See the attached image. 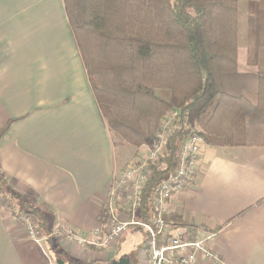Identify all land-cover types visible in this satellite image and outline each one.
Returning a JSON list of instances; mask_svg holds the SVG:
<instances>
[{
  "label": "crops",
  "instance_id": "0c3cea01",
  "mask_svg": "<svg viewBox=\"0 0 264 264\" xmlns=\"http://www.w3.org/2000/svg\"><path fill=\"white\" fill-rule=\"evenodd\" d=\"M125 162L115 161L62 0H0V172L53 213L46 233L35 220L36 243L0 206V264L108 263V251L47 234L66 225L90 238ZM169 206L195 236L215 234L210 264H264V146L206 144Z\"/></svg>",
  "mask_w": 264,
  "mask_h": 264
},
{
  "label": "trees",
  "instance_id": "16d2710c",
  "mask_svg": "<svg viewBox=\"0 0 264 264\" xmlns=\"http://www.w3.org/2000/svg\"><path fill=\"white\" fill-rule=\"evenodd\" d=\"M240 1L245 3V69L238 61ZM62 2L108 132L137 152L160 135L165 138L128 217L138 222L156 217L152 200L175 171L187 138L197 135L212 146H264V0ZM170 113L175 116L164 129ZM0 196L15 218L31 216L47 232L53 221L49 206L16 191L1 172ZM106 218L102 204L98 225ZM170 218L195 237L181 218ZM141 229L127 228L135 256L146 239L143 229V237L133 239ZM117 246L112 260L124 255Z\"/></svg>",
  "mask_w": 264,
  "mask_h": 264
},
{
  "label": "built area",
  "instance_id": "2783aa9c",
  "mask_svg": "<svg viewBox=\"0 0 264 264\" xmlns=\"http://www.w3.org/2000/svg\"><path fill=\"white\" fill-rule=\"evenodd\" d=\"M174 116V113L166 115L162 121L164 129L168 128ZM164 142V135H160L157 143L142 146L143 149L140 150L142 152L138 157L114 174L107 197L103 202L107 215L106 222L93 228L90 238L78 235L73 228L66 225H57L48 232L47 237L66 239L79 246L86 244L113 250L129 226H140L146 233V239L137 250V264H210L216 262L217 256L210 248L215 237L214 233L207 231L201 236L191 238L188 231L176 226L170 218L171 199L182 189V182L185 179H192L199 167L205 147L202 137L193 135L182 143L175 171L169 180L160 183L157 194L152 200L153 208L157 212L156 217L149 222H138L127 216L128 212L135 209L150 175L149 162L161 155ZM20 220L24 224L28 237L40 243L43 236L32 217L24 215Z\"/></svg>",
  "mask_w": 264,
  "mask_h": 264
},
{
  "label": "rangeland",
  "instance_id": "374dc122",
  "mask_svg": "<svg viewBox=\"0 0 264 264\" xmlns=\"http://www.w3.org/2000/svg\"><path fill=\"white\" fill-rule=\"evenodd\" d=\"M245 8V3L243 1L239 2V24H240V29H239V64L241 68H246L245 66V46H246V28H245V15L243 12ZM157 94L160 95V91H157ZM113 146H114V153H115V161L117 162V164H122L123 162H125V165H127L130 161L135 160L138 155L142 152V151H136V149L134 147H132L130 144H128L127 142H125L124 140L114 136V134H112V132L109 133ZM137 152V153H136ZM124 165V166H125ZM8 204V202H7ZM7 204L5 203V200H3L0 196V206L2 207H6ZM4 210H6V208H3ZM123 217H125V215H123ZM32 219L35 221L36 219H34L32 217ZM128 231L125 232L122 236L123 238V243L121 245V249H123L125 247V250H127L125 252V254H127L131 261L136 259L135 256V252L129 248H131V246H129V243L131 242V239H128ZM143 237V231L141 230H137L134 234L133 239L138 240L139 238ZM119 244V243H118ZM86 247L90 246V245H86ZM96 247V246H93ZM98 248V247H96ZM118 246L115 247V249L113 250H106V249H102L99 248V252H101L102 255L104 254V251H108V253H106V255H108V259L111 260V258L113 259L114 255L116 254V250H117ZM45 254H47L46 252H44ZM121 254V252H120ZM108 260V262H109ZM66 264H68V262L64 261ZM63 262V263H64Z\"/></svg>",
  "mask_w": 264,
  "mask_h": 264
},
{
  "label": "water",
  "instance_id": "95a60500",
  "mask_svg": "<svg viewBox=\"0 0 264 264\" xmlns=\"http://www.w3.org/2000/svg\"><path fill=\"white\" fill-rule=\"evenodd\" d=\"M87 264H95V263H87ZM108 264H134V263L131 261L130 257L127 254H124L120 256L119 258L112 260Z\"/></svg>",
  "mask_w": 264,
  "mask_h": 264
},
{
  "label": "flooded vegetation",
  "instance_id": "af4514ba",
  "mask_svg": "<svg viewBox=\"0 0 264 264\" xmlns=\"http://www.w3.org/2000/svg\"><path fill=\"white\" fill-rule=\"evenodd\" d=\"M92 263H95V264H103L102 262H92ZM70 264H78V263L71 262Z\"/></svg>",
  "mask_w": 264,
  "mask_h": 264
}]
</instances>
